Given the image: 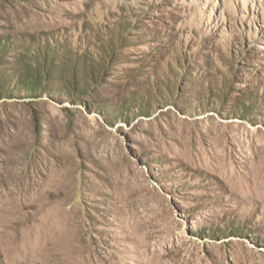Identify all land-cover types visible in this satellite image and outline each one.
<instances>
[{
    "label": "rangeland",
    "instance_id": "obj_1",
    "mask_svg": "<svg viewBox=\"0 0 264 264\" xmlns=\"http://www.w3.org/2000/svg\"><path fill=\"white\" fill-rule=\"evenodd\" d=\"M0 264H264V0H0Z\"/></svg>",
    "mask_w": 264,
    "mask_h": 264
}]
</instances>
